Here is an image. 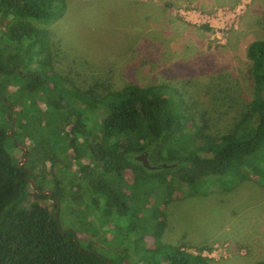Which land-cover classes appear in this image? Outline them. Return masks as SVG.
<instances>
[{
    "label": "trees",
    "instance_id": "trees-1",
    "mask_svg": "<svg viewBox=\"0 0 264 264\" xmlns=\"http://www.w3.org/2000/svg\"><path fill=\"white\" fill-rule=\"evenodd\" d=\"M66 2L0 0V78L12 81L29 109L13 120L15 102L0 93V264H112L78 237L91 225L114 239L117 230L129 241L144 238L134 251L138 264H212L162 235L166 215L144 201L149 193L194 192L235 158L264 156V40L248 43L239 77L221 70L196 79L193 72L178 77L160 70V78L141 84L126 66L116 87L110 66L90 84L89 77L62 70L90 68L97 54H61L60 33L46 27L60 19ZM35 99L43 115L33 112ZM223 115L228 122H220L221 130ZM17 142L27 147V163L15 159ZM141 151L150 165L167 166H143ZM125 174L131 183L123 182ZM130 190L147 196L132 199Z\"/></svg>",
    "mask_w": 264,
    "mask_h": 264
},
{
    "label": "rangeland",
    "instance_id": "rangeland-1",
    "mask_svg": "<svg viewBox=\"0 0 264 264\" xmlns=\"http://www.w3.org/2000/svg\"><path fill=\"white\" fill-rule=\"evenodd\" d=\"M262 16L264 0H67L60 19L46 27L53 28L51 33H60L61 54L68 57L97 54L99 59L83 71L74 67L62 71L71 77L75 73L80 79L89 77L91 84V76L101 75L112 66V83L120 87L124 78L120 68L126 66L133 69L141 84L151 76L160 78V70L178 77L193 72L196 79L221 70L239 77L240 72L246 71L248 43L264 40ZM1 86L0 93L15 102L10 112L14 120L20 114L27 115V102L21 104L23 99L12 81L0 78ZM34 104L33 112L43 115L45 108L41 100L35 99ZM223 118L217 121L221 130V124L228 122V115ZM50 121L56 122L52 118ZM95 121L98 123L97 117ZM87 126L92 129L90 123ZM14 153L17 162H28L26 153L23 160L21 149ZM39 168L38 162L35 170ZM45 180L41 176V182ZM131 180V175H124L125 184ZM122 189L126 192V187ZM194 189V192L184 189L180 194L179 189H173L169 194L143 195L147 207L153 206L167 217L166 230L161 234L168 239L172 236L170 241L182 245L186 252L210 258L212 264H252L264 260V156L259 161L239 156L223 175L210 176ZM183 193L182 199L176 200ZM128 194L132 199H143L134 191ZM31 195L36 196L32 191ZM68 217L76 219L74 215ZM64 222L71 224L68 220ZM116 233L115 240L114 235L104 234L101 228L91 225L83 231L84 237L77 234L108 255L112 264H138L134 251L145 239L129 241L119 230Z\"/></svg>",
    "mask_w": 264,
    "mask_h": 264
},
{
    "label": "water",
    "instance_id": "water-1",
    "mask_svg": "<svg viewBox=\"0 0 264 264\" xmlns=\"http://www.w3.org/2000/svg\"><path fill=\"white\" fill-rule=\"evenodd\" d=\"M8 104L10 105V109H11V107H12V106H11V103L8 102ZM10 109H9V111H10ZM12 119L14 120V117H13V116H12ZM8 131H10V129H9ZM17 144L21 147V153H20V154L22 155L23 160H25L26 157H25L24 153H25L27 147H26V145H24V144H22V143H18V142H17ZM146 157H147L146 152H145V151H141V153H139V155L137 156V159H139V160L142 162V165L145 166V167H147V168L153 169V168H158V166H162V167H166V166H167V165L164 164V163H161L160 165H150V164L148 163ZM17 163L20 164L19 162H17ZM31 185H33L32 182H31ZM33 186H34V185H33ZM44 191L49 193V190H47V189L44 190Z\"/></svg>",
    "mask_w": 264,
    "mask_h": 264
}]
</instances>
